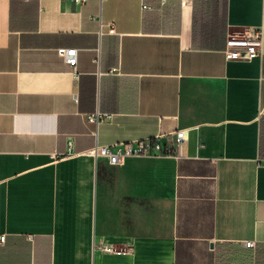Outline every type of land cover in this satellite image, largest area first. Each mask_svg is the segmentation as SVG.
<instances>
[{
	"label": "crops",
	"instance_id": "0c3cea01",
	"mask_svg": "<svg viewBox=\"0 0 264 264\" xmlns=\"http://www.w3.org/2000/svg\"><path fill=\"white\" fill-rule=\"evenodd\" d=\"M177 130L182 158L88 153ZM2 234L0 264H264V0H0Z\"/></svg>",
	"mask_w": 264,
	"mask_h": 264
},
{
	"label": "built area",
	"instance_id": "2783aa9c",
	"mask_svg": "<svg viewBox=\"0 0 264 264\" xmlns=\"http://www.w3.org/2000/svg\"><path fill=\"white\" fill-rule=\"evenodd\" d=\"M28 1V0H26ZM76 6H84L89 0H69ZM262 31L251 29L246 31H234L227 35L225 57L227 60H252L261 54ZM58 55L68 65L75 68L78 63V50L60 48ZM111 119L110 114L96 111L88 116V122L96 126L106 120ZM163 135L129 142L114 143L111 145H96L89 150V154L94 158H106L110 164L119 165L126 159L132 157H175L182 158V149L187 141V131L177 130L171 134L172 144L162 143ZM68 148H72L73 140L68 139ZM6 241V235H0V245ZM247 248H254L253 242H245ZM100 250L105 253H115L113 246H100Z\"/></svg>",
	"mask_w": 264,
	"mask_h": 264
}]
</instances>
